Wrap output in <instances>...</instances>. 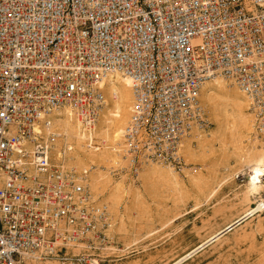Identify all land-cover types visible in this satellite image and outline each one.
<instances>
[{"label":"built area","instance_id":"obj_1","mask_svg":"<svg viewBox=\"0 0 264 264\" xmlns=\"http://www.w3.org/2000/svg\"><path fill=\"white\" fill-rule=\"evenodd\" d=\"M116 73L132 84L136 168L185 167L183 142L212 126L199 92L214 77L248 97L262 134L264 0H0V264L111 262L109 208L55 160L53 114L93 129Z\"/></svg>","mask_w":264,"mask_h":264},{"label":"rangeland","instance_id":"obj_2","mask_svg":"<svg viewBox=\"0 0 264 264\" xmlns=\"http://www.w3.org/2000/svg\"><path fill=\"white\" fill-rule=\"evenodd\" d=\"M230 87H234L233 84ZM246 113L253 115L250 104ZM208 118L212 126L206 133L215 128L209 115ZM255 123L254 118L251 133L245 134L249 137L244 136L242 145L233 144L226 152L217 145L213 152L206 151L204 156L195 160H188L183 156L185 167L182 170L170 167L177 179H172L173 183L161 181L156 191L150 192L145 180L140 178L145 164L141 168L132 166L124 151L120 160H105L101 171L109 189L121 188L128 194L131 193L117 205L118 215L107 204L113 223V230L110 231L113 250L107 253L111 261L109 264H173L240 216L244 212L241 200L247 178L245 172L240 171L244 170L246 162L239 158L234 148L238 150L254 146L250 142L254 143L255 137L256 141L262 140L263 133L257 132ZM64 145L65 143L62 150L66 149ZM257 148L256 151H260L263 145L257 144ZM74 169L79 173L84 171L76 167ZM86 169L90 174L92 170ZM184 169L189 170V173H185ZM88 179L90 181L89 176ZM223 180L227 183L214 197L208 198ZM91 190L96 198L103 200L104 195L98 196L92 188ZM136 190L142 192L143 199L136 202L127 215L126 207L132 202V192ZM119 217H123L122 230H118L122 221ZM258 221H262L263 230L258 231L261 229ZM263 226L264 212L251 217L248 223L182 264H264ZM149 231L152 236H149ZM135 239L140 243L129 248V244Z\"/></svg>","mask_w":264,"mask_h":264},{"label":"bare ground","instance_id":"obj_3","mask_svg":"<svg viewBox=\"0 0 264 264\" xmlns=\"http://www.w3.org/2000/svg\"><path fill=\"white\" fill-rule=\"evenodd\" d=\"M232 84L223 77H214L201 87L200 102L214 122L215 128L209 133H206V130L195 129L192 135L183 142L181 154L188 160H195L199 156H204L206 151L208 153L213 152L217 145L226 152L233 144L242 145L245 134L251 133L254 114L246 113L250 101L238 86L233 84L234 87H230ZM100 86L104 95V106L99 112L97 123L93 129H85L69 107L59 109L53 114L54 127L59 130L62 136L61 140L55 144L53 154L55 160L63 162L64 167L67 166L71 169L76 167L80 171L84 170L83 172L87 171L86 168L91 169V173L88 172L87 174L86 183L98 196L104 195L100 202L105 205L109 204L115 214L118 215L117 205L131 193L128 194L121 188L109 189L103 180L104 173L101 168L102 163L107 159L120 160L122 158L124 151L123 136L133 110L134 97L131 80L119 73L106 76ZM261 133H263L261 141H256L254 136V143L250 142L254 146L251 145L252 147L248 146L245 149L238 148L239 151L236 147L234 148L239 158L246 162L244 170L240 171V173L245 172V176H247L245 192L243 191V200H241L244 212L173 264H182L248 223L251 217L264 212V130ZM248 137L245 136V138ZM64 143L66 145L65 153L61 148ZM257 144L263 145L262 150L256 151L258 149ZM144 164L140 178L145 180V185L150 192L156 191L161 181L173 183L172 179H177L176 173L170 167L152 163ZM184 171L189 173V170L184 169ZM225 180L212 191L208 198H212L218 193L227 183ZM142 199L140 190L132 192V202L128 203L126 207L127 215L133 205ZM119 218L122 219L123 217ZM257 223H259V227L262 226V221ZM122 228L123 219L118 230H122ZM260 230H263L262 227L258 229V231ZM152 232L155 231L152 229ZM152 232L148 233L149 236H152ZM139 243L138 239H135L129 244V248ZM38 264L45 263L39 262Z\"/></svg>","mask_w":264,"mask_h":264}]
</instances>
